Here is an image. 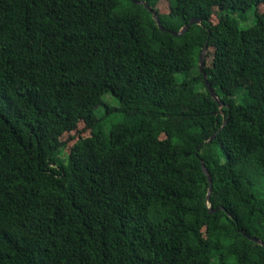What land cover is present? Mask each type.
I'll return each instance as SVG.
<instances>
[{
	"label": "trees",
	"instance_id": "16d2710c",
	"mask_svg": "<svg viewBox=\"0 0 264 264\" xmlns=\"http://www.w3.org/2000/svg\"><path fill=\"white\" fill-rule=\"evenodd\" d=\"M144 1L0 0V264H264V0Z\"/></svg>",
	"mask_w": 264,
	"mask_h": 264
},
{
	"label": "water",
	"instance_id": "95a60500",
	"mask_svg": "<svg viewBox=\"0 0 264 264\" xmlns=\"http://www.w3.org/2000/svg\"><path fill=\"white\" fill-rule=\"evenodd\" d=\"M133 3H136V4H142L152 15V18L154 19L155 23L157 24V26L159 27L160 30H164L166 32H169L171 33L172 35L174 36H179L181 34H183L190 26V24H193V23H199L201 21V18H191L189 20L188 23L184 24L182 27H180L177 31H174V30H170V29H167L165 28L159 18H158V14H157V11L155 9H153L150 5H148L144 0H132ZM207 52V41L204 42L201 50H200V53H199V57H198V69H199V72L202 73V76H203V80H204V83L209 91V94L211 95V97L218 103L219 107L222 108L223 106V102L219 99V96L218 94L214 91V89L212 88V86L210 85V83L208 82L207 80V75L204 71V59H205V54ZM226 122V120H224L223 124L224 125ZM215 133L209 138V139H206L204 142H207V141H210L213 137H214ZM201 167H202V172L206 175V178H207V181H208V188H207V194H206V199H207V202L209 200V196L211 194V191H212V185H211V176L206 168V166L204 165L203 161H201ZM208 208H209V211L212 212L214 211V209L211 207V204L209 203L208 205ZM244 233V231H242ZM246 236H248L250 239H252L253 241L261 244L264 246V241L260 238H257L255 236H249L246 234Z\"/></svg>",
	"mask_w": 264,
	"mask_h": 264
},
{
	"label": "rangeland",
	"instance_id": "374dc122",
	"mask_svg": "<svg viewBox=\"0 0 264 264\" xmlns=\"http://www.w3.org/2000/svg\"><path fill=\"white\" fill-rule=\"evenodd\" d=\"M253 8H250L246 11H235V12H232L233 15H235L238 20L240 21V24L244 27V26H248V25H252L254 23V15H253ZM242 22V23H241ZM105 98L107 100H110L111 102H113V100L108 96V94H105ZM83 126H84V123L83 122H80L78 123L77 127H76V130L78 132V130H80L81 132L84 131L83 130ZM75 131H72V134L75 132Z\"/></svg>",
	"mask_w": 264,
	"mask_h": 264
}]
</instances>
